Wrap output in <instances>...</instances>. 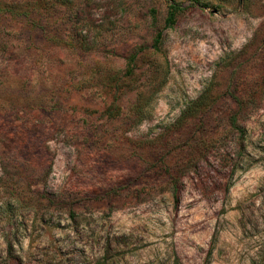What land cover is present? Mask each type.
I'll return each mask as SVG.
<instances>
[{"label": "rangeland", "instance_id": "rangeland-1", "mask_svg": "<svg viewBox=\"0 0 264 264\" xmlns=\"http://www.w3.org/2000/svg\"><path fill=\"white\" fill-rule=\"evenodd\" d=\"M0 264H264V0H0Z\"/></svg>", "mask_w": 264, "mask_h": 264}, {"label": "trees", "instance_id": "trees-1", "mask_svg": "<svg viewBox=\"0 0 264 264\" xmlns=\"http://www.w3.org/2000/svg\"><path fill=\"white\" fill-rule=\"evenodd\" d=\"M171 9H172V12H170V14H169V16H168V18H167V22L168 23H170V22H172V17H173V13L175 12V6H171ZM171 25V24H170ZM231 124H232V126L233 127H236V120L234 119V118H232V120H231Z\"/></svg>", "mask_w": 264, "mask_h": 264}]
</instances>
